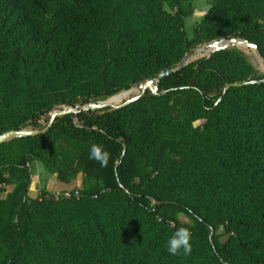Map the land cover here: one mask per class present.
Returning a JSON list of instances; mask_svg holds the SVG:
<instances>
[{
	"label": "trees",
	"instance_id": "obj_1",
	"mask_svg": "<svg viewBox=\"0 0 264 264\" xmlns=\"http://www.w3.org/2000/svg\"><path fill=\"white\" fill-rule=\"evenodd\" d=\"M192 13V0H0V134L173 69L156 94L0 143V264H264V76L233 49L182 62ZM194 32L264 60V0H211ZM33 162L80 186L29 195ZM180 227L187 256L166 251Z\"/></svg>",
	"mask_w": 264,
	"mask_h": 264
},
{
	"label": "rangeland",
	"instance_id": "obj_2",
	"mask_svg": "<svg viewBox=\"0 0 264 264\" xmlns=\"http://www.w3.org/2000/svg\"><path fill=\"white\" fill-rule=\"evenodd\" d=\"M211 3V0H192L193 4V13L186 18L184 30L189 39L192 40V45L188 48L187 53L183 57L182 62H198L203 59H207L211 52L218 49H233L238 51L244 60L261 76H264V60L258 54L256 48L252 44L247 43L241 38H230V37H221L214 41L209 42H197L194 40V28L197 27L198 22L202 19L204 13L207 11ZM163 8L170 14H174V11L170 10L168 6L163 3ZM218 42V49H214L213 42ZM147 81V80H146ZM146 81L141 82L137 85H133L127 90H122L114 96H109L105 99L95 100L85 105L75 104L73 106L59 105L56 106L51 112L41 117L38 121L36 127L29 125L25 128L30 130H37L40 127H43L49 119L51 113L61 110H76L79 108H87L92 106L94 103H106V104H119L133 96H137L141 92V86ZM204 122V118H200L193 122V125H200ZM80 185V181L75 180L70 185H63L59 183L54 177L46 178L43 167L40 162L32 163V183L30 185V194L32 196H37L40 194L46 193L56 196H64L65 193H70L73 189H76ZM11 187L8 186L5 188V192L10 190ZM4 195V193L2 194ZM181 222L189 223V221L180 216ZM224 229L220 228V232H223ZM227 236L221 237L220 241H225Z\"/></svg>",
	"mask_w": 264,
	"mask_h": 264
},
{
	"label": "water",
	"instance_id": "obj_3",
	"mask_svg": "<svg viewBox=\"0 0 264 264\" xmlns=\"http://www.w3.org/2000/svg\"><path fill=\"white\" fill-rule=\"evenodd\" d=\"M214 47L213 50L215 49H218V48H221V47H218V42H213V45ZM252 46L254 48H256L255 45L252 44ZM173 72V69H169L167 71H163L161 73H159L157 75V77L155 79H149L147 80L144 84H142L141 86V93L145 92L146 90H150L153 94H156L157 93V83L158 81H160L164 76L170 74ZM250 82H254V81H250ZM243 84H246V82H234L232 84H228L226 85L225 87V90L231 86L233 87H239ZM139 94V95H140ZM139 95L137 96H133L119 104H106V103H94L92 106L90 107H87L85 109H100V108H103V107H106V106H110L112 109H118L120 107H123V106H126L128 105L129 103L135 101ZM67 111H70V110H61V111H56V112H53L50 114L49 116V119H48V122L46 123V125L44 127H42L41 129H37V130H30V129H27V128H22V129H19V130H10V131H7V132H4V133H1L0 134V143H4V142H8V141H11L13 139H16V138H20V137H24V136H29V135H35L37 133H40V132H44L47 130V128L52 124L53 120L60 114L62 113H65Z\"/></svg>",
	"mask_w": 264,
	"mask_h": 264
},
{
	"label": "clouds",
	"instance_id": "obj_4",
	"mask_svg": "<svg viewBox=\"0 0 264 264\" xmlns=\"http://www.w3.org/2000/svg\"><path fill=\"white\" fill-rule=\"evenodd\" d=\"M89 159H93L107 167L109 154L103 150L101 145L92 144L89 150ZM166 251L171 255H190L192 251L191 232L187 227L178 228L166 241Z\"/></svg>",
	"mask_w": 264,
	"mask_h": 264
},
{
	"label": "built area",
	"instance_id": "obj_5",
	"mask_svg": "<svg viewBox=\"0 0 264 264\" xmlns=\"http://www.w3.org/2000/svg\"><path fill=\"white\" fill-rule=\"evenodd\" d=\"M64 196H69V193H65V195Z\"/></svg>",
	"mask_w": 264,
	"mask_h": 264
},
{
	"label": "crops",
	"instance_id": "obj_6",
	"mask_svg": "<svg viewBox=\"0 0 264 264\" xmlns=\"http://www.w3.org/2000/svg\"><path fill=\"white\" fill-rule=\"evenodd\" d=\"M79 181H80V180H79ZM79 186H80V185H79ZM28 193H29V195H31V194H30V190L28 191ZM31 196H32V195H31Z\"/></svg>",
	"mask_w": 264,
	"mask_h": 264
}]
</instances>
